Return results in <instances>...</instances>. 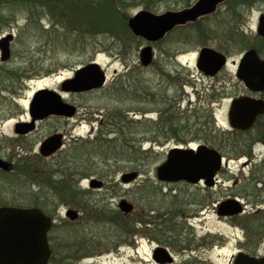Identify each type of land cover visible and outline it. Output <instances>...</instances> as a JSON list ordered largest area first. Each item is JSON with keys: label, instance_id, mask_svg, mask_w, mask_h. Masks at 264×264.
I'll return each mask as SVG.
<instances>
[{"label": "rangeland", "instance_id": "rangeland-1", "mask_svg": "<svg viewBox=\"0 0 264 264\" xmlns=\"http://www.w3.org/2000/svg\"><path fill=\"white\" fill-rule=\"evenodd\" d=\"M76 1L0 0V39L13 35L11 58L3 61L0 52V155L17 159L19 163L13 173L0 171V204L31 206L35 190L44 188V194L53 187L45 182H52L51 177L45 178L44 185L40 186L38 183H42L35 180L42 178L33 177L26 164L27 160H32L28 155H34L33 143L58 129L67 134L65 149L78 139L77 166L107 182L101 191L94 192L99 203L79 209L77 219L67 218L65 209H47L56 219V226L50 231V243L61 254V263L151 264L150 251L154 244L148 241L146 234L154 238V243L176 246L187 242L184 236L180 239V235L192 232L193 236L197 234L193 248L195 245L203 247L206 238L202 237L207 227L212 231L226 228L217 221L212 208L205 209L207 198H220L222 188L217 186L208 191L192 183L160 182L157 167L165 161L170 147L191 137H194L192 142L199 143L203 131L194 129L193 124L207 121L212 125L214 117H221L227 103L222 102L219 107L212 105L216 101L211 89L214 81L192 69L189 56L183 57L182 64L173 60V53L190 49L180 35L172 33L152 43L156 46V58L147 67L141 65L140 50L151 43L128 32L125 23L128 17L143 9L159 13V7H168L171 0H86L103 12L100 21L96 14L93 18L86 12L85 16L77 15L73 11ZM110 9L116 13L108 12ZM109 14L113 15L110 19L106 17ZM92 61L106 71L107 84L93 92L66 95V101L79 106L80 117L86 119L52 118L38 124L32 135L15 137L14 124L25 120L28 104L36 91L40 88L59 91L61 81L72 77L76 68ZM230 87L231 82H227V88ZM109 120L111 125H107ZM115 122L118 126L112 125ZM167 122L170 124L157 130L156 123ZM165 132L176 135L168 144L164 141ZM57 157L55 163H58ZM48 161L49 167L54 169L51 165L54 162ZM71 164L68 166L73 167ZM230 167L233 172L227 173L228 189L223 192L240 194L243 206H247L246 211L239 214L240 223L250 228L255 208L254 187L239 173L237 163L232 162ZM133 171L140 175L122 184L120 176ZM53 179L64 183L69 178ZM236 179L242 180L241 188L230 187ZM32 180L34 182H28ZM86 185L87 182H83V195L87 192ZM122 198L134 206L129 217L118 208ZM96 209L102 211L96 212ZM115 210L121 212L122 217L111 213ZM154 217L160 221L156 230L145 228V239L131 236L133 232L136 234L137 223ZM128 228H131L129 236ZM246 233L255 235L250 229ZM246 233L243 232V236ZM71 244L73 247L69 248ZM234 247V242L229 243L227 248L210 252L208 256L216 264H227L228 254ZM76 254L78 259L73 256ZM202 255L205 258L206 254Z\"/></svg>", "mask_w": 264, "mask_h": 264}, {"label": "flooded vegetation", "instance_id": "flooded-vegetation-1", "mask_svg": "<svg viewBox=\"0 0 264 264\" xmlns=\"http://www.w3.org/2000/svg\"><path fill=\"white\" fill-rule=\"evenodd\" d=\"M201 1L202 0H171V3L166 8L161 9L162 6L160 5L159 13L151 12L155 14H164L168 11L181 12L194 8L195 5H198ZM210 7L214 8L204 10V12L198 13L195 17L174 25L163 38H166L167 35L172 33L177 36H182L183 42L190 45V49L173 53L171 55L173 60L182 64L183 57L189 56L188 63L192 62V69L198 72L200 76L214 81L211 89L213 93H215L214 97H216V101H214L212 105H217L219 107L222 102L227 103L225 108H222V110L219 109L223 111L222 115L221 117H214L212 125L207 121H197L193 124L192 127L194 129H202L203 131L199 143L192 142L194 137H191L192 139H185L183 144H180L194 149H197L199 146H207L219 152L222 165L220 170L217 171L215 185L210 187L201 182L196 185H201L208 191L214 190L217 186L222 188V196L220 198L213 196L207 198L205 209L212 208L218 216L217 221L226 228L212 231L211 228L209 229L207 227L206 234L202 237L204 239L206 238L205 245H201L203 247L195 245L193 248L195 240L197 239V234L193 236L192 232L191 235L184 233L180 235V239L184 236L187 242L181 240L182 242L179 245L165 246L162 245V243H154V238L148 236L145 231V228H147L148 231L156 230L160 226L159 219L154 217L153 220L137 223V225H135L136 234L132 229L133 233L131 236L145 239L146 234L148 241L154 244L150 251L149 259H151V264H216L214 261L210 260L208 256L209 253L225 249L229 243L232 242L235 243V247L232 251L230 250L231 253L228 254L227 264H235L239 255L257 258V260L264 258V67H259V65L245 67L243 65L244 55L249 51H255L258 55V60L264 62V0H219L216 4H211ZM163 38L154 43L162 41ZM155 49L156 46H153L154 56L156 58L157 51ZM205 49L209 51L206 57L202 56V52ZM161 55L164 56L163 52H161ZM219 59H223L224 62H220ZM250 60L252 63L257 62L254 58L249 59V61ZM199 63L201 67L204 68H200ZM247 72H249L250 75L247 74ZM246 79H252V84H249ZM227 82H231V89L227 88ZM59 91L65 100L66 95L72 96L76 94L72 92L66 94L61 90V87ZM233 103L235 106L232 111ZM29 104L26 110L25 120L16 121L14 124L13 130L15 137H28L32 135L37 130L38 124L52 118L67 121L73 119H86L84 116L80 117V107L74 104L73 106L76 107V111L72 116L49 115L34 119L32 108ZM85 114L88 113L85 112ZM19 123H26L28 125L23 128L17 125ZM102 123L103 122H100L101 125ZM169 124L168 122L167 124L158 123V125L156 123V127L158 126L157 130L161 131V129H164L162 126H167ZM171 124L173 126V123ZM166 132L164 134L167 136H164V141L169 143L176 135ZM55 135H62L63 144L61 148L46 156L42 152V145L47 139ZM66 137V132L55 129L43 139L38 140L39 142L33 143L34 155H28L32 160L31 162L27 160L26 164L29 168L28 171L32 173L33 177L42 178V180L34 179L42 183H38L40 186L44 185L43 180H45V178L51 177L52 182L47 180H45V182L47 185L51 184L53 187L49 188L50 190H48V193L44 194V188L35 190L36 192L33 195L34 199L30 207H36L42 210L51 208L56 210L65 209L66 211L75 210L78 213V218L80 215L79 209L92 207L94 204L96 206V204L99 203L96 201L94 192L101 191L107 182L100 179L103 182L101 187L91 186V180L96 178V176L92 175L91 172L87 170H81L80 167L77 166L78 156L75 152L77 151L76 140L78 139L74 140L72 145L65 149L66 140L68 139ZM35 146H37V150H34ZM89 151L90 155L93 156V148ZM57 155L58 157L56 159H58V163H55L54 158ZM0 158L9 164L7 169H2V167H0V171L5 174L16 171L19 164L17 159H5L1 155ZM33 158H35L34 160H36V162H34ZM72 159L75 160L71 161ZM48 160L54 162V164H51L54 169L49 167L47 163L49 162ZM45 162L46 165H44ZM232 162L239 165V173L254 187L252 196H254L253 204L255 208L250 217V221L253 222L250 228L240 223L241 220L239 216L241 213H239L240 215L235 213L219 214V206L223 202L230 199H238L243 202V199L237 192L230 194L228 192H223L228 189L226 186V175L227 173L233 172L230 167ZM70 163H72L71 165H73V167L68 166ZM56 167L59 169L62 168V170H55ZM89 167H92L91 164H89ZM70 168H75L76 170ZM135 172L138 173V176L140 175L138 171ZM46 174H51L52 176H47ZM53 177L69 179L62 183V181L58 182L56 180L54 182ZM28 182L32 183L34 181ZM83 182H87L85 187L87 192L85 195H83L81 189ZM241 183H243L241 179H236L230 187L232 186L237 189L241 188ZM122 184L126 183L122 182ZM55 185L57 186L54 188ZM4 205L13 204L4 203L0 204V207ZM245 205L247 204L245 203ZM246 209L247 206H245V211ZM51 216L55 221L54 215L52 214ZM126 217H129V214L126 215ZM204 220H206V217ZM54 225H56L55 222L52 228L55 227ZM189 225L191 227L193 226L192 224ZM204 225L206 227L208 223L206 222ZM249 229L250 231L252 230L255 235L250 236L247 234L246 232L249 231ZM129 231H131V228H128V236L130 233ZM243 232L246 233L245 236H243ZM188 237H190V239H188ZM49 239L51 240V237ZM50 244L52 245V243ZM158 247L166 248L169 252L165 260H159L155 257V251ZM174 248H178V250L173 252L172 250ZM53 250L52 247V251ZM203 253L204 255L206 254L205 258L202 255ZM187 256L192 257L187 259ZM206 256L208 257L206 258ZM178 258L180 259L179 263L177 262ZM142 260L143 262L145 261L144 259Z\"/></svg>", "mask_w": 264, "mask_h": 264}, {"label": "water", "instance_id": "water-1", "mask_svg": "<svg viewBox=\"0 0 264 264\" xmlns=\"http://www.w3.org/2000/svg\"><path fill=\"white\" fill-rule=\"evenodd\" d=\"M219 0H202L194 8L181 11H168L164 14H155L149 10H141L131 17L129 26L137 36L145 38L149 42L161 40L174 25L185 22L204 10H210L211 4ZM210 4V5H208ZM12 34L0 39V50L3 61L11 57ZM208 50L202 52L206 57ZM244 66L264 67V62L259 61L255 51H249L244 55ZM256 59L252 63L249 59ZM154 60V51L151 45H147L140 52V61L143 66H149ZM224 62L223 59H219ZM200 68L201 64L199 63ZM249 74V72H247ZM250 75V74H249ZM106 73L97 62H91L76 70L73 78L66 79L62 89L67 92H85L102 88L106 81ZM252 84V79H246ZM232 105V111L234 107ZM32 113L35 118L49 115L72 116L76 107L65 102L54 90L40 89L31 103ZM24 128L26 123H19ZM63 144L62 135L51 136L42 145L44 155H50ZM221 156L219 152L207 146H199L197 149L173 147L169 150L166 161L157 167V178L162 182L185 181L198 184L204 181L208 186L215 184L217 171L221 168ZM0 167L7 169L9 164L0 158ZM138 176L137 172L125 173L121 176L124 183L133 181ZM103 182L98 179L91 180L92 187H101ZM118 207L126 214L133 212V204L122 199ZM244 211L243 204L238 199H230L219 206V214H239ZM67 217L76 219L77 211L67 210ZM52 218L46 215L40 208L36 207H0V264H49L52 250L50 247L48 233L52 227ZM169 252L159 247L155 251V257L165 260ZM235 264H264V258L258 259L239 255Z\"/></svg>", "mask_w": 264, "mask_h": 264}, {"label": "trees", "instance_id": "trees-1", "mask_svg": "<svg viewBox=\"0 0 264 264\" xmlns=\"http://www.w3.org/2000/svg\"><path fill=\"white\" fill-rule=\"evenodd\" d=\"M51 2H52V0H50ZM75 5V7H73V11L74 12H76V14L77 15H79V16H85L84 15V12H86L87 13V16L89 15V16H91V18H93L94 17V15L96 14V15H98V16H100V17H98L99 18V21L103 18L101 15H102V13L100 12V11H98V10H96L97 9V7L96 8H93L92 6H91V4H89V2L87 3L86 2V0H77L76 1V3L74 4ZM107 10V9H106ZM112 11V14H115L116 13V11L115 10H108V12H111ZM112 14H109V15H106V17H108L109 19H110V17H112L113 15ZM112 15V16H111ZM115 16V15H114ZM114 18V17H113ZM125 26H126V30L128 31V32H131V29H130V27H129V25H128V21H126V23H125ZM110 121V123H108L107 125H111V120H109ZM118 123L117 122H115V123H112V125H116V126H118L117 125ZM44 211H46L47 213H49L50 215H52V213H50V212H48L47 210H44ZM100 211H102L101 209H96V212H100ZM95 213V212H94ZM111 213L112 214H114V213H118V215L119 216H121L122 217V214H121V212H119V211H111ZM113 219L115 218V216H113L112 217ZM117 223H118V221H117ZM118 225H120L119 223H118ZM54 226H56V225H54ZM73 247V244H71L70 246H69V248H72ZM69 252H70V250H69ZM61 254L58 252V251H56V249H54L53 250V255H52V257H51V260H50V263L49 264H64V263H61L62 262V260H60V257H62V256H60ZM77 255L78 254H76V255H73L74 257L76 256V259H78L79 257H77ZM88 254H86L85 256H87Z\"/></svg>", "mask_w": 264, "mask_h": 264}]
</instances>
